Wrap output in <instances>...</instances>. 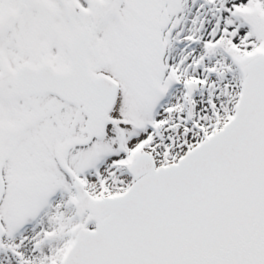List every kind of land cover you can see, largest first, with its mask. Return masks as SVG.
I'll return each mask as SVG.
<instances>
[{"label":"snow or ice","instance_id":"1","mask_svg":"<svg viewBox=\"0 0 264 264\" xmlns=\"http://www.w3.org/2000/svg\"><path fill=\"white\" fill-rule=\"evenodd\" d=\"M0 264H264V0H0Z\"/></svg>","mask_w":264,"mask_h":264}]
</instances>
